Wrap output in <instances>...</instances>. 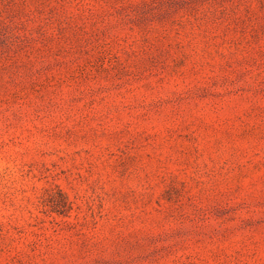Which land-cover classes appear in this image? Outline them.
Listing matches in <instances>:
<instances>
[{
  "label": "rangeland",
  "instance_id": "374dc122",
  "mask_svg": "<svg viewBox=\"0 0 264 264\" xmlns=\"http://www.w3.org/2000/svg\"><path fill=\"white\" fill-rule=\"evenodd\" d=\"M0 264H264V0H0Z\"/></svg>",
  "mask_w": 264,
  "mask_h": 264
}]
</instances>
